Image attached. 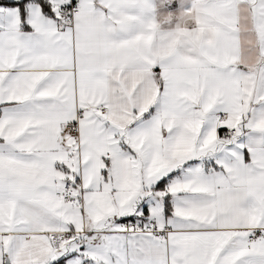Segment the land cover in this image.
<instances>
[{
  "label": "snow or ice",
  "instance_id": "obj_1",
  "mask_svg": "<svg viewBox=\"0 0 264 264\" xmlns=\"http://www.w3.org/2000/svg\"><path fill=\"white\" fill-rule=\"evenodd\" d=\"M0 264H264V0H0Z\"/></svg>",
  "mask_w": 264,
  "mask_h": 264
}]
</instances>
